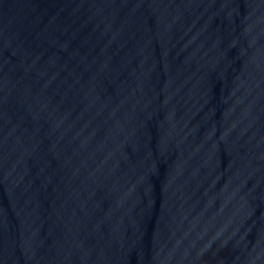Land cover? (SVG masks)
Listing matches in <instances>:
<instances>
[{"label":"water","instance_id":"water-1","mask_svg":"<svg viewBox=\"0 0 264 264\" xmlns=\"http://www.w3.org/2000/svg\"><path fill=\"white\" fill-rule=\"evenodd\" d=\"M0 264H264V0H0Z\"/></svg>","mask_w":264,"mask_h":264}]
</instances>
